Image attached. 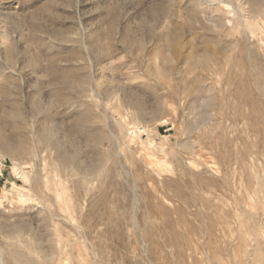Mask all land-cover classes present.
<instances>
[{
    "label": "rangeland",
    "instance_id": "obj_1",
    "mask_svg": "<svg viewBox=\"0 0 264 264\" xmlns=\"http://www.w3.org/2000/svg\"><path fill=\"white\" fill-rule=\"evenodd\" d=\"M263 16L0 0V264H264Z\"/></svg>",
    "mask_w": 264,
    "mask_h": 264
},
{
    "label": "bare ground",
    "instance_id": "obj_2",
    "mask_svg": "<svg viewBox=\"0 0 264 264\" xmlns=\"http://www.w3.org/2000/svg\"><path fill=\"white\" fill-rule=\"evenodd\" d=\"M221 1H219V3H220ZM224 4H226V3H224ZM221 5V4H220ZM221 6H223V3H222V5ZM225 7H227L226 5H225ZM259 8V7H258ZM258 10V9H257ZM260 10H262V9H260ZM257 12H260V14L259 15H261L262 13H261V11H257ZM257 14V13H256ZM257 14V15H258ZM255 17H259V16H255ZM264 17V16H263ZM177 49V48H176ZM175 49V50H176ZM48 129V128H47ZM40 135V134H39ZM53 136H54V134H53V132H52V130H45L44 131V133L42 134V136H41V138L42 139H44V141L45 142H47V143H51L52 144V146H55V148H57L58 150H61V148H62V145L61 144H59L58 142H56L55 140H54V138H53ZM2 137V136H1ZM60 138V137H59ZM68 144V143H67ZM71 144V143H70ZM51 146V145H50ZM10 148V147H9ZM11 149V152L12 153H15L16 152V150H13V148H10ZM57 150V151H58ZM18 153V152H17ZM20 153H23V152H20ZM67 153V152H66ZM63 155V154H62ZM67 155H69V154H67ZM72 156V155H71ZM74 158V157H73ZM64 159H65V161H69V160H72V158H70L69 156H65L64 157ZM59 196V195H58ZM63 196V195H62ZM253 252V251H252Z\"/></svg>",
    "mask_w": 264,
    "mask_h": 264
}]
</instances>
